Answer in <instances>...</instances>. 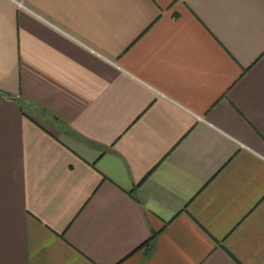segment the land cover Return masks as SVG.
<instances>
[{
    "label": "crops",
    "instance_id": "0c3cea01",
    "mask_svg": "<svg viewBox=\"0 0 264 264\" xmlns=\"http://www.w3.org/2000/svg\"><path fill=\"white\" fill-rule=\"evenodd\" d=\"M0 264H264V0H0Z\"/></svg>",
    "mask_w": 264,
    "mask_h": 264
}]
</instances>
